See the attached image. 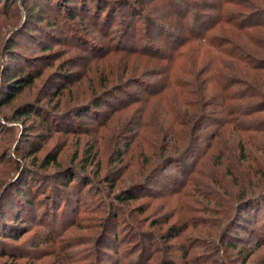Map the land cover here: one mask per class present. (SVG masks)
Wrapping results in <instances>:
<instances>
[{"label": "rangeland", "instance_id": "374dc122", "mask_svg": "<svg viewBox=\"0 0 264 264\" xmlns=\"http://www.w3.org/2000/svg\"><path fill=\"white\" fill-rule=\"evenodd\" d=\"M110 1L113 2V0ZM132 1L137 7H140L137 0ZM193 1L199 7L202 20L195 27L193 36L187 38L188 34L181 38V43L177 42L174 45L176 49L173 48V52H170L175 59L172 71L177 85L169 83L166 91L159 97H151L150 94L144 92L146 88L141 86L142 83H135L132 89L126 88L123 91L112 93L110 97L101 102L103 105L101 110H91L90 115L92 114V116H83V118H77L72 122V125L86 127V132L66 130L63 120L69 118L62 114L51 119L52 124L60 129L54 127L50 131L44 125V120L50 117V111H67L69 107L84 103L96 94L110 88L112 82L110 83L102 77L112 75L109 74L113 70L111 66L115 67L121 60L120 57L126 55L123 52L125 49L131 51L138 49L142 52L148 48L150 51V47L153 46L152 38L159 46L165 47L162 44L163 37L159 35L162 31L160 26H154L150 30L152 33L148 36L143 29L138 32L137 38H133L134 27L136 29L133 11L130 12L128 8L124 7L117 8L115 15L117 20L111 33L119 30L120 25L121 31L126 29L132 38L126 39L125 45L120 49L118 55L112 54L98 63L90 62L87 67L92 66V68L87 72V77L76 86L69 87V89H73V92L68 89L64 92L65 96L58 98L56 95L57 86L47 88L48 80L56 78L58 74L55 71L59 70L58 65L63 59L76 57L78 65H84L85 59L82 56L87 53L83 49L85 44L75 41L70 30L79 31L83 39L91 41L104 37V27L100 26L95 30L91 20L81 24L78 21H83L84 17L78 16L77 20L59 18V13L51 10H48L49 17L46 16V21L51 22L50 25L40 26L35 22L30 23L21 0H11V5L5 16L0 14V53H2L0 82L5 63L9 62L7 51L10 38L16 37L17 48L27 55L38 57L43 52L41 51L42 46L37 44L38 40H34L35 38L41 39V43L50 45L54 43L53 51H58L61 54L58 56L61 59L57 60L54 66L46 68L43 76L35 85L17 96L11 106L0 108V115L2 114L0 121L7 126H5L6 130L0 133V212L7 208L5 201L8 196L3 197V191L9 182L13 183L21 178L27 180L24 183L33 181L32 183L36 186L41 183L48 185L52 182V180L33 174L24 176L27 173V167L34 171L37 168L45 171L39 173H52L61 168L75 166L96 182L89 190H87L88 187L83 189L87 190L82 194L85 202L77 212L75 224L66 226L61 231L56 228L53 230L56 232L53 237H57L54 240L55 243L49 242L41 247L37 254L20 255L19 259L2 254L0 264H132L135 260L131 256V246L133 245L129 241L134 238L133 230L126 226V224L131 226V223L138 230L149 231V234L146 233V236L149 237L147 242L149 246L152 245V235L155 234L159 239L154 248L158 254L151 260V264H169L170 261H174L175 264H264V245L258 242L261 237L264 238L262 229L264 226V201L256 203L254 209L248 210L250 219H247L246 213L248 212L246 211L243 218L241 215L240 225H238V221L233 226H227L231 213V217L234 213L233 205L243 191L247 196L255 197L264 187V112L247 118L253 121L251 124H237L238 126L252 127L253 130L247 133L240 134L237 128L232 129L227 126L223 130L225 136L221 138L222 142L216 144L214 149L211 147L206 149L204 145L202 147L206 151H196L187 160L185 168H188V171L185 175L179 174L180 172L174 167H170L166 173L179 179L183 185L180 189L183 190L182 194L169 198L173 185L165 187L155 183L153 185L155 189L152 190L154 192H144L139 195L140 198L137 201L128 203L124 208H121L117 225L121 237L128 239V242L126 241L128 244L121 242L120 245L115 246L114 243L107 244L109 241L97 242L99 240L98 233L101 231L98 226L99 220L106 216L108 205H110L113 196L119 190L127 189L143 180L147 175L149 176L153 166L162 156L160 146L165 141V137L159 134V127L155 126L161 124L164 127L169 126L173 104L184 102L189 105L194 103V87H189V85L197 78L201 69L205 68L207 64L212 65L213 63L216 68L215 81H220L221 77L240 78L244 77L241 73L242 65L237 60L240 52L247 57H252L257 62L258 59L264 58V34L260 30L261 28H256V25L264 23V17H262L264 15V0ZM118 5L123 6L119 0ZM218 7L222 9L221 16H218ZM253 15L262 18L252 21L253 27H249L250 22H247L249 26L243 23ZM137 24L141 23L137 22ZM147 24L148 22L145 26ZM23 28L24 30L21 32ZM102 41L100 39V42ZM129 60L131 64L129 67L125 68L123 64L119 69L121 70L120 76L123 77L122 80L128 77L127 74L143 76L141 80L158 79V75H144L145 62L143 61L145 60L138 57H130ZM102 65H108V67H101ZM163 65V62L152 63V67L164 68ZM42 67H46V64ZM84 67L68 71H81ZM57 80L61 81L59 78ZM229 83V81L226 82V84ZM236 84L233 82L229 92L232 95L239 94L243 89V85L235 87ZM44 87L50 89V94L45 93ZM80 87L81 89H79ZM138 99H143L145 104L136 103ZM119 100L127 101L129 104L135 102V104L133 103V106L127 111L121 124L111 123L106 129H98V124L114 113L113 106ZM259 101L256 99L252 102L249 98L235 99L230 102V105L232 108L243 105L247 107L246 103L252 105L258 104ZM34 102L38 104L34 107L40 111L42 118L40 116H16V108L24 103ZM209 112L211 113V111ZM4 116L8 118H5L6 121H4ZM142 117L143 127L137 123ZM239 118L241 117L239 116L237 119ZM186 119H189V115ZM153 120L158 122L154 123ZM125 121L128 123L124 124ZM135 124L138 125L135 126L136 132L130 134L125 127ZM161 131L164 132L163 129ZM240 142L245 145L248 153H254L257 158L253 167L246 170L250 173V178L247 180L244 170L248 163L244 162V157L240 152L242 147ZM120 145L123 147L122 152H125L126 155L121 160L118 155ZM55 153L59 154V164H55L56 167L53 165L46 167V158L55 155ZM150 155L153 156L149 158ZM19 163L23 164L20 170L25 168L21 174L20 170H17ZM163 180L170 181L168 178H163ZM97 187H100L101 192L97 191ZM79 190H77L79 193L82 192ZM155 191L163 193L162 197L169 196L154 199L151 197L153 195L149 193H155ZM39 193L36 192L35 196H38ZM140 205L144 206L142 212L136 211ZM177 205H181V207L176 209ZM227 207L229 213H227ZM139 222H142V226L139 225ZM173 223L190 226L181 240H169L165 236L166 229ZM32 228L21 240L14 243L17 245L22 243L24 247H30L23 249H31L32 245L30 244L39 231H41L40 236H49L50 234L49 228L41 225L32 224ZM7 241L11 240L7 239ZM182 242H192V245L195 246L188 255H185L184 247L179 246ZM54 250L55 253L50 254ZM142 258L145 261H150V256L147 253Z\"/></svg>", "mask_w": 264, "mask_h": 264}, {"label": "trees", "instance_id": "16d2710c", "mask_svg": "<svg viewBox=\"0 0 264 264\" xmlns=\"http://www.w3.org/2000/svg\"><path fill=\"white\" fill-rule=\"evenodd\" d=\"M21 1L23 3L25 13L28 16V19H30V23L35 22L40 24V26L43 24L50 25L51 22L46 21V16H48V10H51L58 12L59 18L65 17L69 20H77V17L81 16L84 17L83 21H78V23L83 24L85 21L91 20L95 30H97L100 26H103L105 29L104 37L93 39L91 41L83 39L79 31L75 29L70 30V34L74 36L75 41H80L85 44V47L81 48L87 51V53L82 56L85 59L84 65H78V58L76 57L63 59L60 62V65H58L59 70L55 71L58 74L56 78L48 80L47 84H49V86L47 88L50 86H57L56 95L58 98L65 96L64 92L68 90L70 86H76V84H79L87 77V72L92 68V66L87 67L90 62L98 63L105 60L112 54L114 56L118 55L120 49L124 47L126 39L132 38L126 29L125 31H121L120 25L119 30L111 33V30H113L117 20L115 17L117 8L124 7L128 8L130 12L133 11V19L136 25V29L134 27L132 33L133 38H137L138 32L143 29L146 36L152 33L150 30L154 26L159 25V28L162 30L158 31H161L159 35L163 37L162 44L165 47L159 46L156 40L152 38L153 46L150 47V51L148 48L142 52L138 49H133V51L125 49L123 52H125L126 55L120 57L121 60L117 63V65H115V67L113 65H109L113 69L109 73L112 75L102 78L110 83L112 82V86L110 88L96 94L92 99H89L84 103H79L72 108L69 107L67 111H50V117L44 120V125L50 129V131H52L54 127L56 129H60L55 124H52L51 119L59 117L62 114L66 118H69L67 120H63L66 130L86 132V127L82 125H72V122L77 120V118H83V116H92V114L90 115V111L101 110L103 107L101 102L104 99L110 97L112 93L114 94L115 92L123 91L126 88L132 89L135 86V83H142L141 86L146 88L144 92L150 94L151 97L161 96L163 92L166 91L169 83L177 85V80L172 71L175 59L173 54L170 52H173V48L176 49V46L174 45L177 42L181 43V38H184L188 34L187 38L193 36L195 27L202 20V14L198 10L199 7H197L193 0H137L140 7H137L132 0H119L123 6L118 5V0H113V2L110 0H93V3L92 0ZM10 5L11 0H0V14L5 16V13L8 12ZM206 10L208 9L206 8ZM217 12L218 16L222 15L221 7H218ZM262 17H264V15ZM262 17L254 15L251 17L249 16V18L244 20L243 23L247 25V22H250V26H247L253 27L251 25L252 21L258 20ZM137 22H140L141 24L138 25ZM147 22L148 24L145 26ZM140 26L141 28H139ZM257 27L261 28L260 30H262V34H264V23L256 25V28ZM23 30L24 28L21 32ZM155 32L157 33V31ZM15 39L16 37L10 38L8 41L9 47L7 52L9 53V62L5 63L4 73L0 82V108L11 106L17 96H20L26 89L32 87L38 80H40L46 68L54 66L55 62L61 59V57H58L61 56L60 52L53 51L52 49L54 43L52 45L41 43V39L35 38L34 40H38L37 44L43 48L41 50L43 51L42 54L36 57L34 55H27L20 51L17 48L18 43ZM100 39L103 41L100 42ZM1 56L2 53H0V58ZM130 57H138L145 60L143 61L146 64H144V75H158V79L152 81L141 80V77L143 76H133L132 74H127L128 77L122 80L123 77L120 76L121 70L119 69L123 64L125 68L131 65L129 60ZM237 60L242 65L243 71L241 73L244 77H232L228 79L221 77L220 81H215L214 73L216 68L213 66V63L212 65L207 64L205 68L201 69L197 78L192 81L191 85H189V87H194V103L189 105H186L184 102H181L180 104H173L171 108L175 113L171 110V122L169 126L167 125L164 127L162 124L155 126L159 127V134H162L165 137V141L160 146L162 156L159 157L156 164L153 166L149 176L147 175V177L143 180L133 184L127 189L119 190V192L113 196L110 205H108L109 207L107 208L106 216L99 220L98 226L101 228V231L98 233L99 240L97 242L105 243L109 241L107 244L114 243L115 246L120 245L121 242L126 244L128 239L121 237L117 225L119 222V211L121 208H124L128 203L137 201L140 198L139 195L144 192H154L152 190L155 189L153 186L155 183L165 187L173 185V190L169 194L171 195L169 198L182 194L183 190L180 189L183 185L179 182V179L175 178L172 174L170 176L166 173L170 167H174L180 172L179 174L185 175L188 171V168H185L187 160L196 151L202 152L205 150V148L202 147L204 145L206 146V149H209L210 147L214 149L216 144L218 145L220 141L222 142L221 138L225 136L223 130L227 126L232 129L237 128L240 134L253 130L252 127L242 125L238 126L237 124H251L253 121L247 118L264 112V58L260 60L258 59L257 62V60L252 57H247L240 52ZM153 62H163L164 65L162 67L164 68L155 66L152 67ZM38 64H40V66H38ZM45 64L46 67H42ZM81 66H85L81 71H68L81 68ZM101 67H108V65H102ZM209 74L212 75L209 76ZM57 78L61 81H58ZM228 81L230 83L226 84ZM233 82L237 83L235 87L243 85V89H241L242 91L239 94L232 95L229 93L233 86ZM47 88L44 87L45 93L50 94L51 91ZM79 89H81V87ZM163 89L164 91H162ZM72 90L73 89H69L70 92H73ZM248 98L252 102L256 99L260 101L258 104L255 103L252 105H248V103H246L247 107L243 105L242 107L232 108L230 105V102L235 99L245 100ZM133 103L135 104V102L129 104L127 101L122 102V100H119L117 104L113 106L114 113H112L111 116L109 115L110 117L102 120L98 124L97 128L106 129L111 123L121 124L127 115V111L133 106ZM136 103L145 104L143 99L136 100ZM36 105H38L36 102L24 103L15 109V114L20 117L40 116V118H42L43 116L40 111H38L37 107H34ZM206 109H209L211 113L206 111ZM41 110L44 112L43 108ZM188 115L189 119H186ZM0 116H2V114ZM239 116L241 118L237 119ZM5 118L8 119L4 116V121H6ZM153 122L155 123L158 121L153 120ZM126 123H128V121H125L124 124ZM137 123H139V126L143 127V117L138 120ZM136 124L134 126L126 125L125 128L128 129L130 134H134L136 132L135 128L138 126ZM5 126L6 125H3L0 121V133H3L6 130L7 126ZM162 129L164 132L161 131ZM206 131L207 133H204ZM240 144L242 143L240 142ZM122 148L123 147L120 145L118 154L120 160L126 156L125 152H122ZM240 152L244 157V162L248 163L247 168L244 170L245 179L247 180L250 178V173L246 170L253 167L255 163L254 161H257V158L254 156V153H248L245 149V145L243 144ZM152 156L153 155H150L149 158ZM58 157L59 154L56 153L53 156H48L45 160V166L50 167L53 165L56 167L55 164H59ZM22 167L23 164L19 163L17 170H20ZM24 169L25 168L19 171L20 174L24 172ZM26 172L27 173L24 176L27 174L32 176L33 174L38 177L52 180V182L48 185L41 183L36 186L32 183L33 181L24 183L27 180L19 177L21 180L13 183L9 182L7 184L5 190L3 191V197L5 195L8 196L5 201L7 208L4 209L3 212H0V258L3 254L4 256L9 255L10 257L19 259L21 258L20 255L37 254V252L40 251L39 249L47 245L49 242L55 243L54 240L57 239V237H53V234L56 233L53 232V230L56 228L61 231L64 227L75 224L74 222L77 220V212L85 202L82 196L83 192L85 193L93 186L94 183H96L93 179L86 175L83 170L78 169V167L75 166H69L64 169L61 168L52 173H39L45 171L39 168L34 171L27 167ZM163 178H168L170 181L172 180V182H166ZM87 187V190H83ZM78 189L82 192L79 193L77 191ZM97 191L101 192L100 187H97ZM36 192H40L38 196H35ZM244 192L245 191H243L234 203V213L232 217L231 213L227 226H233L238 221V225H240L241 215L243 218L246 211L248 212L249 209H254L256 207V203L264 201V187L255 197L247 196ZM149 194H152L153 196L151 197L154 199H161L169 196L166 195L162 197L161 195L163 193H158L156 191L155 193ZM180 207L181 205H177L175 208L179 209ZM143 210V205H140V207L136 209V211L139 212H142ZM227 213H229L228 207ZM246 214L247 219H250L251 217L248 215L249 212ZM32 224H38L45 228H49L50 234L49 236H40L41 231H39V233L34 236V239L30 244L32 245L31 249H23L30 247H24L22 243L17 245V243L15 244L14 242L21 240L23 236L28 234V232L33 229ZM141 224L142 222H139V225ZM29 226L30 229H28ZM126 226H129L128 228H132L131 230H133L132 234L134 238H132L129 243L132 242L133 246H131V256L134 257L135 261L138 260L136 264H151V260H153V258L158 254V251L154 249L156 242L159 240L158 237L155 234L152 235V245L149 246L147 244L149 237L146 236V233L149 231L138 230L133 223H131V226L130 224H126ZM189 227V225H179L173 223L166 229L165 236L169 240H181L183 238L182 236L189 230ZM263 227L262 229L264 230ZM7 239H10L11 241H7ZM258 242L261 245H264V238L261 237ZM179 246L184 247L185 255H188V253L195 247L192 245V242H182ZM54 253L55 250L50 254ZM146 253L150 256V261H145L142 258ZM135 261H133L132 264H134ZM169 264H175V262L170 261Z\"/></svg>", "mask_w": 264, "mask_h": 264}]
</instances>
